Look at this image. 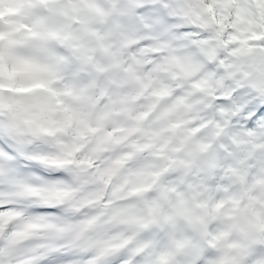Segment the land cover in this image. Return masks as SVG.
Segmentation results:
<instances>
[{
    "label": "snow or ice",
    "instance_id": "6c2138e0",
    "mask_svg": "<svg viewBox=\"0 0 264 264\" xmlns=\"http://www.w3.org/2000/svg\"><path fill=\"white\" fill-rule=\"evenodd\" d=\"M0 264H264V0H0Z\"/></svg>",
    "mask_w": 264,
    "mask_h": 264
}]
</instances>
